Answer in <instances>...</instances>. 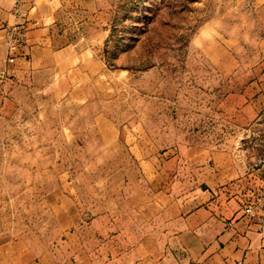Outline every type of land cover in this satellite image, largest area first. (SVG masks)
Listing matches in <instances>:
<instances>
[{
	"label": "rangeland",
	"instance_id": "1",
	"mask_svg": "<svg viewBox=\"0 0 264 264\" xmlns=\"http://www.w3.org/2000/svg\"><path fill=\"white\" fill-rule=\"evenodd\" d=\"M78 1L59 28L99 66L77 87L36 74L0 105V264L167 239L177 199L205 186L194 159L264 154V0Z\"/></svg>",
	"mask_w": 264,
	"mask_h": 264
},
{
	"label": "crops",
	"instance_id": "2",
	"mask_svg": "<svg viewBox=\"0 0 264 264\" xmlns=\"http://www.w3.org/2000/svg\"><path fill=\"white\" fill-rule=\"evenodd\" d=\"M65 6V0H23L18 14L13 0H0V64L7 55L3 27L18 23L27 28L25 54L17 58L13 78L0 79V105L8 102L11 87L36 74L49 73L60 85L72 78V87H77L87 70L99 66L93 49L78 48V43L62 34L59 27L65 17L59 14ZM75 6L88 4L79 0ZM70 71L77 72V77H70ZM194 162L203 165L205 186H196L177 199L167 225L170 236L162 240L145 234L131 251L102 264H264V202L252 216L244 211L249 199L254 201L264 188V164L246 170L230 158L222 163L214 158Z\"/></svg>",
	"mask_w": 264,
	"mask_h": 264
},
{
	"label": "built area",
	"instance_id": "3",
	"mask_svg": "<svg viewBox=\"0 0 264 264\" xmlns=\"http://www.w3.org/2000/svg\"><path fill=\"white\" fill-rule=\"evenodd\" d=\"M23 0H13V8L14 11L18 14H20V6L22 4ZM4 29V39L6 43V68H14V66L17 64V58L24 56L25 54V48L27 46V38H26V31L27 28L23 24H12V25H5L3 27ZM27 56V55H25ZM9 73V70L4 69L0 71V79H3L6 77V75ZM263 147H264V141H263ZM264 164V154L262 157H259L255 160L254 166H258ZM264 202V188L260 191V193L257 195L255 202H249L244 211L246 214H249L252 216L253 210L255 207L260 205Z\"/></svg>",
	"mask_w": 264,
	"mask_h": 264
}]
</instances>
